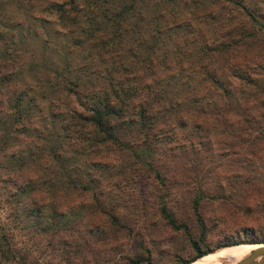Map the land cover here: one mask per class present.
Returning <instances> with one entry per match:
<instances>
[{
    "label": "trees",
    "instance_id": "obj_1",
    "mask_svg": "<svg viewBox=\"0 0 264 264\" xmlns=\"http://www.w3.org/2000/svg\"><path fill=\"white\" fill-rule=\"evenodd\" d=\"M128 1L133 2L15 0L7 9L0 0V154L11 159L0 163L7 173L2 179L5 202L17 203L15 213L40 235L46 264H155L140 241L134 240L144 249V258L133 250L132 257L116 252L127 244L122 228L126 234L131 229L118 219L112 198L117 199L127 185L146 179L152 188L153 183L159 189L183 185L176 177L161 175L158 164L173 166L178 156L196 150L204 153L199 156L205 162L210 161L207 152L222 149L229 133L230 138L239 137L236 130L250 128L251 121L263 114L256 113L264 108V95L258 91L249 97L246 87L254 84L250 74L264 67V61L257 52L250 53L243 30L230 42L212 41V32L201 31L197 21L193 24L203 19L202 11L166 15L158 11L150 33L183 30L192 24L196 34L189 31L171 46L162 45L165 54L157 58L151 48L158 46L137 29L142 19L137 2L131 6ZM225 1L244 8L251 22L264 31V24L238 1ZM45 16L54 21L52 32L56 34L58 28L62 33L53 36L51 49L39 40L29 47V35L19 32ZM232 32L239 30L221 35ZM55 51L64 55L60 66L53 65ZM223 66L228 71L218 73ZM83 71L89 76L81 86L76 73ZM253 100L256 107L249 105ZM235 118L243 121L234 131ZM258 133L264 139V133ZM202 164H179L181 176L195 174ZM192 181L195 186L201 183ZM199 187L191 199L196 216ZM167 198L157 203V212L167 224L185 230L167 211ZM243 204L241 210L246 212L248 204ZM186 236L195 255L182 264L213 252L200 250L201 241ZM256 243L264 244V237L219 247Z\"/></svg>",
    "mask_w": 264,
    "mask_h": 264
},
{
    "label": "rangeland",
    "instance_id": "obj_2",
    "mask_svg": "<svg viewBox=\"0 0 264 264\" xmlns=\"http://www.w3.org/2000/svg\"><path fill=\"white\" fill-rule=\"evenodd\" d=\"M231 1H238L250 15L264 24V0ZM14 2L15 0H2L7 9H10L12 5L14 6ZM134 2H137V10L142 12L141 23L137 26V29L141 30L144 37L152 39L150 42L152 45L156 44L158 46L151 48V52H154L157 58L161 57V52L165 54L162 45L171 46L172 42H176L177 39L182 38V35L189 31H193L195 35L194 29L196 27L189 24L183 30L171 28L170 32L158 30L159 33H150L148 30L155 24L154 14L159 12L162 15L169 12L175 14L187 9L204 13L203 19H196L193 24L197 21L201 26V31L205 29L209 35L212 32V41L216 39L218 42L224 38V42H230L232 37L240 36L239 33L243 30V39L245 42L248 41L246 46L251 49L250 53L254 55L257 52L261 56L260 61L262 59L264 61V31L262 32L261 29L256 27L243 10L244 8L235 3L225 0H133L132 3L130 1L127 3L132 6ZM43 19L42 22L39 19L30 21L27 25L29 30L24 26L22 32H19L29 35L30 40L26 42L29 47L39 40L40 43L51 49L55 42L53 36L62 33L63 30L58 28L56 34L52 32L51 29H55V27L51 25V21H53L51 17L45 16ZM159 23H157L158 26ZM230 29H238L239 32H236V34L232 32L228 37L221 35L225 30ZM201 39L199 38V41H202ZM208 40L210 41V39ZM20 46L22 47V44ZM195 50L197 53L199 52L198 44H196ZM186 56H189V54ZM78 58H81V54ZM63 60L64 55L59 51H55L52 57L53 65L60 66ZM67 60H70V58L67 57ZM70 64L74 65L73 62ZM217 70L221 74L228 71L226 66L218 67ZM84 72L81 74L75 72L77 81L80 82L81 86L86 84L85 81L89 76L88 73L84 74ZM250 75L256 81L253 85L246 87L250 94L249 97L253 93H256L254 96H257L259 92L264 95V67L256 69L255 74L251 72ZM156 80L157 75L154 76L153 85ZM162 88V85L159 84L158 90L160 91ZM249 105L256 107L258 103L253 100ZM256 114L262 115L257 120L251 121L250 128L243 126L242 128H246V130H236L239 137L230 138L229 133L227 144L222 149L218 148L213 154L207 152L206 156L211 157L210 161L206 160L205 162L201 158L204 153L202 154L201 151L197 152L196 150V154L188 152L185 155L178 156L176 161L178 163L173 166L172 162L171 164L166 162L158 164L161 175H166L170 179L176 177L183 182V185L172 184L170 188L168 186V188L161 187L159 189L152 182L154 185V188H152L146 179L141 183H135L134 186L127 185L117 195V199L113 197L110 203L114 204V209L118 210V219L124 226H128V230L131 229V232L126 234L128 231L122 228L121 234L124 235L122 239L127 244L123 246L122 250L116 252L126 253L132 257L131 250H133L135 255H142L141 257L144 258L146 256L143 248L146 247L150 254V263L182 264L194 258L195 255L190 248L186 233L192 239L201 241L199 244L200 250L209 249L210 252L213 251L200 258L197 257L198 260L221 249L219 246L223 243L242 241L249 237H264V139L258 133L260 131L264 133V108H261ZM231 121L233 122V120ZM242 121L235 118L234 131ZM240 137H243L245 141L242 142ZM14 146L16 147L17 144H14ZM257 155L259 156L257 157ZM6 159H8L7 156L4 158L0 154L1 164L5 165L6 161L11 160ZM198 161H203V164L195 174L189 172L187 177L181 176L184 172L179 164ZM176 173L181 177H178ZM6 174V171L0 168V264H46L48 257L44 255L43 242L39 241L40 235L31 230L25 218L19 217L15 213L17 203L5 202L7 194L3 190L6 186L3 180L7 179ZM192 179H199L201 183L195 186ZM197 187L201 191V196L198 198L196 216L191 207V199L195 195ZM167 192L170 193L169 196L166 195ZM166 196L170 199L166 202L167 211L174 216L176 223L185 225L187 230L175 228L160 217L157 212V203L160 200L165 201L168 199ZM141 199L143 201L138 202ZM244 202L248 204L246 212L241 210ZM134 240L140 241L143 248ZM223 248L226 247L223 246ZM107 249L108 256L115 258L112 255V249ZM249 252L243 251L224 255L209 264H233ZM20 256H23V258H20ZM52 256L57 260V256ZM197 258L187 264H192L197 261ZM49 263L53 264L55 262Z\"/></svg>",
    "mask_w": 264,
    "mask_h": 264
},
{
    "label": "bare ground",
    "instance_id": "obj_3",
    "mask_svg": "<svg viewBox=\"0 0 264 264\" xmlns=\"http://www.w3.org/2000/svg\"><path fill=\"white\" fill-rule=\"evenodd\" d=\"M256 246L255 245L240 244V245H236V246L221 248V249H218L213 254H211L207 257L201 258V259L193 262L192 264H209L210 262L216 260L217 258H219L221 256L228 255V254H234V253H238V252H243V251H251Z\"/></svg>",
    "mask_w": 264,
    "mask_h": 264
},
{
    "label": "water",
    "instance_id": "obj_4",
    "mask_svg": "<svg viewBox=\"0 0 264 264\" xmlns=\"http://www.w3.org/2000/svg\"><path fill=\"white\" fill-rule=\"evenodd\" d=\"M257 245L245 257L233 264H264V244Z\"/></svg>",
    "mask_w": 264,
    "mask_h": 264
}]
</instances>
